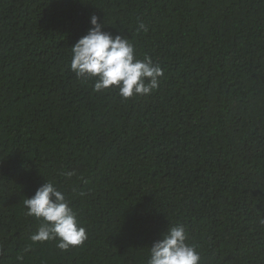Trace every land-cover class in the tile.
<instances>
[{"label":"trees","instance_id":"obj_1","mask_svg":"<svg viewBox=\"0 0 264 264\" xmlns=\"http://www.w3.org/2000/svg\"><path fill=\"white\" fill-rule=\"evenodd\" d=\"M94 14L162 67L151 95L72 72ZM45 180L72 199L82 246L30 240L23 199ZM261 219L264 0H0V264H146L176 224L200 264H264Z\"/></svg>","mask_w":264,"mask_h":264},{"label":"clouds","instance_id":"obj_2","mask_svg":"<svg viewBox=\"0 0 264 264\" xmlns=\"http://www.w3.org/2000/svg\"><path fill=\"white\" fill-rule=\"evenodd\" d=\"M90 25L87 34L71 47L70 66L78 79L94 80L93 90L97 93L116 88L125 100L151 95L159 88L164 71L152 57L141 59L130 39L104 30L106 24L99 16L92 15ZM141 30L146 32L148 28L141 23L137 31ZM61 175L67 182L76 173L64 171ZM78 195L84 197L86 193ZM23 205L26 215L39 221L37 230L30 236L33 244L55 241L57 248L69 251L87 241V228L79 212L55 180H45L33 196L23 199ZM260 223L264 224V219ZM200 261L196 246L189 242L186 227L176 224L148 248L146 264H200Z\"/></svg>","mask_w":264,"mask_h":264}]
</instances>
